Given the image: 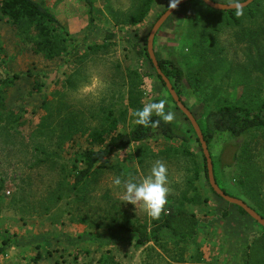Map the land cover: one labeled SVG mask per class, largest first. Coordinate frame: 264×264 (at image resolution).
Wrapping results in <instances>:
<instances>
[{"label":"rangeland","instance_id":"obj_1","mask_svg":"<svg viewBox=\"0 0 264 264\" xmlns=\"http://www.w3.org/2000/svg\"><path fill=\"white\" fill-rule=\"evenodd\" d=\"M35 1L56 15L61 26L74 38L67 45L69 48L77 46L79 56L65 58L61 55L47 60L34 55L31 44L23 43L17 31L0 15V79L20 76L13 86L3 91L4 104L8 111L25 120L17 140L5 144L4 148L0 145V176L5 181L0 201V250H3L0 264H11L9 260L17 259L16 249L28 237L29 229L43 234L41 236L69 230L77 242L88 241L96 244L94 248L104 247L106 251L110 245L108 227L129 221L150 228L157 219L147 216L141 204L134 206L124 201L122 186L113 184L116 176L138 182L150 173L156 161H162L168 169V197H173L168 207H177L185 190L189 197L195 195L187 185L188 180L200 189L203 188L198 179L205 185L203 174L196 177L193 173L194 163H201L202 152L196 135L184 115L174 107L142 52L154 23L172 0H152L144 21L135 26L124 21L138 11L145 0H93L94 24L87 37L85 30L90 15L83 0ZM212 1L223 5L232 2ZM213 11L200 0H192L177 9L157 32L158 38L155 37L157 62L164 61L167 66L181 70L182 100L200 123L206 106H214L217 101L218 104L225 100L240 104L252 101L258 105L264 99V0L244 10L242 16H236L234 11H221V16H217ZM114 19L118 20V25ZM109 33L114 37L106 41ZM85 37L87 39L83 40ZM88 45L91 50L87 49ZM97 46L100 48L95 49ZM203 55L211 66L202 61ZM129 70H136L141 76L144 105L157 99L166 101L165 111L175 114L171 123L186 130L191 138L187 146L189 154L184 153L180 142L168 143L162 139L116 151L95 167L88 181V194L75 196L63 183L73 180L72 165L79 154L86 149L98 150L97 146H89L88 135L106 128L110 111L119 121L117 132H128L136 125L132 117L134 111L128 108ZM29 73L34 77L29 78ZM195 78L202 81V89L196 93L189 85ZM123 111L126 114L121 118ZM169 145L171 149H178L174 158L171 152L167 153ZM227 145L232 147L227 148ZM245 146L250 157L242 156L241 149ZM234 152L238 160L231 164ZM210 154L216 164L220 156L223 164L233 165L220 166L215 173L229 195L254 203L244 198L239 181L258 178V200L264 205V131H254L239 140L217 137L210 146ZM61 179L65 182H60ZM207 187L201 191V197L212 196ZM57 189L65 195L60 202L53 200ZM212 198V204L213 200L216 203V198ZM45 207L49 208L48 212ZM164 213L167 214V204ZM241 216L254 231L252 237H247L246 255L253 236H260L264 230L249 217ZM197 218L203 219L199 212ZM61 237L62 240L70 238L65 234L57 240L46 237L41 239L40 245L49 248ZM6 239L7 243L3 244ZM171 240L169 234H163L162 242L167 243L169 249L166 252L153 243L137 249L132 244L133 238L114 243L117 245L109 248L106 263L181 264L173 260L178 259L179 249H172ZM199 246L201 249L202 245ZM206 253L208 257L213 255L211 251ZM28 259L25 264H34L35 256ZM85 261V264H93Z\"/></svg>","mask_w":264,"mask_h":264},{"label":"trees","instance_id":"obj_2","mask_svg":"<svg viewBox=\"0 0 264 264\" xmlns=\"http://www.w3.org/2000/svg\"><path fill=\"white\" fill-rule=\"evenodd\" d=\"M261 1L262 0H254L253 3L244 8V10L247 11L251 5H259ZM83 2L88 7V13L90 15L88 27L85 30V36L87 37V33H89L94 24V18L92 16L94 12L93 0H83ZM151 2L152 0H145L141 4L138 11L126 18L124 21L125 24L135 26L143 22L146 15L150 11ZM231 11L222 12L225 13ZM222 12H217L216 10L213 11V13L217 16H219ZM0 15L1 17L5 18L8 23L17 31L18 36H20V39L23 41V43L31 44V50L34 55H41L47 60H53L61 55H63L65 58L79 56V50L77 46H71L69 48L67 45L68 42L73 41L74 38L71 37L68 31H66V29L61 26L56 18V15L35 0H1ZM251 16H253V13H251ZM114 21L116 25L119 24L118 20L114 19ZM86 37L83 40H86ZM112 37H114V35L109 33L108 36H106V41L112 39ZM146 43L147 39L144 41V47L142 49L143 55L148 58V61L150 62L155 73L156 79L166 90L164 83L162 82L160 76L157 75L147 55ZM98 48H100V46L95 47V49ZM87 49L91 50V47L88 45ZM138 55L140 56L141 52H138ZM201 59L204 63L209 65V62L206 58H204V55ZM166 64L167 63L164 61H158L159 69L171 83L182 104L188 109L182 100V94L180 90L183 74L181 70L177 69L175 66L168 65V67ZM210 64L213 63L210 62ZM28 77L33 78L34 74L29 73ZM128 77L130 79L128 89V108L132 109L135 113L136 110L141 109L144 106L142 103V93L140 91L141 76L136 70H129ZM19 78L20 76L16 75L13 77H5L4 79H0V145L3 146V148L5 147V144L7 145L9 142L17 140L21 136L20 130L24 126L25 122L22 117L8 111L4 104L5 100L3 91L13 86L16 80ZM201 84V79L195 78L194 82L189 85L196 93V91L202 89ZM166 93L168 94L167 90ZM168 96L171 102L174 104V107L177 109L169 94ZM160 100L161 99H157L153 102H158ZM125 114L126 112L124 111L120 113L121 118H123ZM132 117L135 119V115ZM203 117L204 118L202 122H197V124L203 134L204 141L210 154V146L217 137L226 136L233 140H239L245 136H248V134H251L254 131H264V99L258 105L253 104L252 101H249V104L230 103L227 100L221 104H218L217 101L214 103V106H209V108L206 106V113ZM152 119L157 120L160 119V117L153 115ZM106 121L107 126L105 129L95 130L87 137L89 146H97L98 150L86 149L81 154H79L72 165V171L75 172V175L72 178L73 180L71 182H65L64 179H61L60 181H64L65 185L63 183V186H66L68 192H74L75 196L76 194L83 195L85 193L83 196L88 194V181L90 180L89 178L91 175L94 174L95 167L99 163L104 162L106 158L116 151H123L133 145H139L145 142L162 139L166 142H180L184 149V153L189 154V152H187V146L191 144L190 136L186 130L179 129L171 122L165 123L161 120L160 125L156 128L145 127L136 124L128 132H117L119 121L115 119L111 111L108 112ZM40 126H42V124ZM190 130L195 136L191 125ZM196 142L199 144L198 139ZM227 146V148L232 147L230 145ZM233 147H235V145H233ZM241 150L242 156H246L248 154L247 146ZM170 152L172 153L173 149L169 148L167 150V153ZM43 155L46 156L44 152ZM200 155L201 163L199 165L194 163L193 173L196 175V177H198L200 173L203 174L205 185L202 184L201 179H198L201 183L200 187L204 189L205 186H208L207 188L212 193V195L219 198L213 193L208 184L206 161L202 152ZM233 156L234 157L232 158L231 164L238 160L235 152ZM210 158L212 160L211 154ZM217 158V164L212 160L215 182L226 195L231 196L228 194L225 188L220 185L218 177H216L215 173L220 166L232 167L233 165L230 163L223 164L222 159H219L221 157L219 156ZM39 162L44 163L42 160ZM79 164L83 166L81 169H79ZM4 183V179L0 176V201L2 200L1 192L4 188ZM239 184L244 190V198L248 201L252 199L255 205L250 201H242L251 209H253L262 219H264V213H262V211H264V205L258 200L260 195L258 178L241 179ZM187 185L192 189V192L195 194L194 196L189 197L186 190L182 192L177 201V207H172L169 205L167 208V214H165L163 211L160 217L152 223L150 228L139 224H134L129 221H125L120 225L108 227L107 235L109 242L114 244L126 242L131 238H134L136 248H142L149 243H153L166 252L169 251V249L166 247L167 243L162 242V236L163 234L167 233L172 237V240L170 241L173 247L172 249H179L178 259H173L174 261L177 263L188 264L202 261L203 255L201 254L199 246L196 242L199 236L200 222L197 218V215L195 214L194 209L207 208L209 199L200 196V193L203 189L197 188L191 179L187 181ZM58 191L59 190L57 189V191L54 192L53 200L60 202L65 195H63V192L58 193ZM83 196L82 199H85L86 197ZM171 196L172 195H170L167 199L169 200L168 203L173 198ZM235 208L238 209L240 214L247 216L243 210L238 207ZM45 211L48 212L49 208L45 207ZM222 216L225 217L226 214H223ZM7 241L8 239L4 240L3 244H6ZM169 248H171V246H169ZM2 251L3 250L1 249L0 253H2ZM245 257V264H264V231L260 236L252 239V242L247 247V253Z\"/></svg>","mask_w":264,"mask_h":264},{"label":"crops","instance_id":"obj_3","mask_svg":"<svg viewBox=\"0 0 264 264\" xmlns=\"http://www.w3.org/2000/svg\"><path fill=\"white\" fill-rule=\"evenodd\" d=\"M159 30H161V28ZM157 35L155 37H157ZM153 48L155 50V38ZM170 147L171 145H169V148ZM176 155H178V149L174 147L171 156L174 158ZM169 160L170 158L167 156V161ZM212 196L216 198V203H214L213 200L212 204ZM212 196L208 197L209 202L207 203V208L194 209L195 214L197 215V212H199L203 218L201 220L198 219L200 222L199 236L196 241L198 246L199 244L202 245L201 249L199 246V249L203 255V260L191 264H245L244 249L248 244L247 237H252L251 234L254 232L252 226L248 224L247 219L241 216L237 208L235 209L233 206H227L223 200L214 195ZM168 201L169 200H167V208ZM218 202H222L223 205ZM223 214H226L225 218H222ZM27 232L28 237L25 238L24 243L16 249L15 257L17 259L12 258L9 260L11 264H25V261H30L28 258H32V256H35L33 260L34 264H85V260L93 264H107L106 259L109 248L117 245L109 242L110 245L107 247L106 251H104V247L103 249H99V247L94 248L96 244H91L88 241L77 242L74 234L69 230L62 232L56 231L52 234L46 233L47 235L44 236H41L43 234L36 233L33 229H29ZM61 234H65L70 238L68 240L67 238L62 240L61 237L58 242H52L49 248L40 245L42 238L54 237L53 239L57 240L56 238L61 236ZM132 244L135 247V243L132 242ZM206 251H211L213 254L212 257H208L207 255H209V253H206ZM111 260L110 258L109 261Z\"/></svg>","mask_w":264,"mask_h":264},{"label":"clouds","instance_id":"obj_4","mask_svg":"<svg viewBox=\"0 0 264 264\" xmlns=\"http://www.w3.org/2000/svg\"><path fill=\"white\" fill-rule=\"evenodd\" d=\"M178 2L179 0H172L170 7L175 8ZM230 6L236 16L244 14L245 5L239 0H232ZM165 104V100L145 104L141 109L135 111L134 123L156 128L160 125L161 120L165 123L172 122L175 119V114L171 111L166 112ZM153 115L160 119L153 120ZM113 184L122 186L125 202L134 206L137 203L141 204L146 215L152 219H158L164 211L170 189L168 187V169L162 161H156L150 169V173L138 182L134 179L122 180L120 176H116L113 179Z\"/></svg>","mask_w":264,"mask_h":264},{"label":"water","instance_id":"obj_5","mask_svg":"<svg viewBox=\"0 0 264 264\" xmlns=\"http://www.w3.org/2000/svg\"><path fill=\"white\" fill-rule=\"evenodd\" d=\"M192 0H179L177 3V6L175 8L169 7L154 23L148 37H147V43H146V50L147 55L157 73L158 76H160L162 82L165 85V88L170 95L171 99L175 103L177 109L184 115V117L187 119V121L190 123L196 138L199 141L202 154L204 156V159L206 161V169H207V178H208V184L213 191L215 195H217L220 199H222L227 205L235 206L240 208L245 212V214L255 223H257L258 226L264 229V219H262L253 209H251L247 204H245L242 200H239L237 198L231 197L226 195L216 184L214 175H213V165L212 160L210 158V154L207 148V145L204 141L203 134L197 124V121L195 120L192 113L182 104L179 97L177 96L175 90L173 89L171 83L169 80L163 75L161 70L159 69L158 62L156 60L155 54H154V38L159 31V29L162 27V25L166 22V20L174 14V12L179 9L181 6L185 5L186 3L190 2ZM203 4H205L210 9L216 10V11H231L233 10L232 7L229 5H223L216 3L212 0H200ZM254 0H246L242 2L245 7H248L250 4L253 3Z\"/></svg>","mask_w":264,"mask_h":264}]
</instances>
